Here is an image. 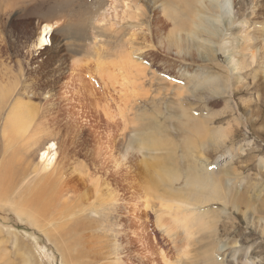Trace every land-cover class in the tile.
Returning <instances> with one entry per match:
<instances>
[{
  "label": "rangeland",
  "instance_id": "1",
  "mask_svg": "<svg viewBox=\"0 0 264 264\" xmlns=\"http://www.w3.org/2000/svg\"><path fill=\"white\" fill-rule=\"evenodd\" d=\"M230 1L231 18L236 21L228 34L248 24L239 13L250 18L264 12V0ZM162 2L0 0V87L12 93L0 104L4 116L0 129L7 104L9 108L22 100L28 108L24 128L16 134L19 140L10 148L8 180L20 177V189L26 187L32 194L33 188L55 192V200L39 208L37 225L0 200V264H166L163 256L168 264H206L209 257L216 264H264V130L256 124L259 117L251 113L258 95L233 93L238 82L250 86L254 78L232 73L233 86L226 94L231 118L237 120L232 122L237 133L231 134L226 149L235 148L238 156L230 157L229 164L224 162L230 155L224 153L203 158L210 173L237 170L236 189L254 202L237 209L222 202L184 207L211 229L208 236H188L175 223L174 214L164 213L157 197L161 190L150 188L151 181L148 185L141 161L144 157L154 161L156 156L163 168L171 169L165 153L139 154L125 147L126 136L136 129L153 133L159 141L172 138L160 126L165 117L161 119L158 111L172 112L169 103L161 109L160 99L186 87V75L223 74L212 66H225V60L235 56L219 54L215 63L202 62L195 55L175 56L177 49L163 41L170 25L160 11ZM260 22L248 25L262 29ZM45 24L54 26V31L48 36L50 43L39 49L37 39ZM240 36L226 37L221 43H240L244 39ZM262 70L256 81H264ZM140 75L146 76L139 80ZM141 83L142 91L135 87ZM229 120L219 126L227 127ZM168 127L177 137L173 124ZM51 142L58 152L55 166L42 172L41 146ZM5 188L0 187L3 192ZM146 190L157 195H146ZM19 192L16 189L12 197ZM223 223L229 226L226 232ZM2 247L7 253L1 252Z\"/></svg>",
  "mask_w": 264,
  "mask_h": 264
},
{
  "label": "bare ground",
  "instance_id": "2",
  "mask_svg": "<svg viewBox=\"0 0 264 264\" xmlns=\"http://www.w3.org/2000/svg\"><path fill=\"white\" fill-rule=\"evenodd\" d=\"M162 1L163 0H161V2ZM232 5L233 3L230 0H165L161 3L162 10L160 11L165 22H168L170 25L169 33L163 38V41L165 40L168 47L173 46L177 49L175 56L178 57L182 55L180 58L185 59V57L195 55L196 59L209 63H215V60L219 58V54L223 56L229 54L227 57L233 56V54H235V56L233 58H227L225 60V66H212L216 68V70L218 69L219 72L222 69L225 76H223L224 73H216L213 71L202 74L198 72L193 75H186L183 78V85L186 87H177L178 90L175 89L176 91L172 93L174 96L165 94L164 96L166 98L160 99L161 109L164 108L166 103H169L168 109L172 111L171 113L169 112V115L160 110L157 113L161 119L165 117L164 122H162L160 126H164L168 137L172 138L159 141L153 133L151 135H146L137 129L133 135L129 137L126 136L125 147L127 152L132 151L139 154L146 150L154 154H156V152H163L170 163L173 164L171 169H165L162 166L163 161L161 160V162H158L159 160L156 156H154V161L151 158L144 157L141 163L148 175V185L151 181L150 188L153 186L156 190H161L160 195L153 194L155 191L152 189L151 190L154 192L146 190V195H150L151 192L153 195H157L161 202V206L165 209L164 213L168 214L170 217L174 214L175 223L181 225L188 236H196L201 233L204 234L201 236H208L207 233L210 234L211 229L208 228L207 230V227L201 220L195 216H190V214H192L190 212L191 210H186L184 207H196L198 205H205L213 202H222L237 209L239 204L248 207L251 202H254L251 201L250 195L239 192L236 189L234 177L236 178L237 170H233L234 172H232L231 170L226 171L225 168H222L217 172L210 173L203 165V158H209L208 156L218 155L219 153L226 154L224 155L225 157L230 155V160L224 162V164L230 163L232 159L230 157H233L234 160L235 157L238 156V153L234 150L235 148L233 150L231 147L226 149V145L228 144L227 141L231 134L237 133V130H234L232 126V122L237 120L231 118L233 110L226 102V94L232 85L230 77L232 73H242L246 80L254 78V84L251 83L252 85L250 86H247V82H238L234 85L236 91L233 90V93L235 95H237L236 93H243L244 96L252 91L257 93L258 100L254 103L256 106L253 105L254 110L251 113L259 117L256 124L262 125L261 127L264 130V81H256L255 79L261 69L263 70L260 75H264V18H262L263 16L261 17L264 12L261 13V11H258L256 15H252L250 18L249 16H245V14L242 15L239 13V17L241 16L242 21H248V24L249 21H254L255 23L262 21L260 22L263 24L262 29L255 27L252 30V28L249 27L250 25L246 23V25H241L240 30L234 27L230 30L231 33L228 34V27H231L236 21L235 18L234 20L231 18ZM53 31L54 26L52 25L45 24L42 27L36 45L39 49H43L50 43L48 36ZM240 34H242L240 38H244L240 43L239 41H236L234 44L224 45V43H221V40L226 37ZM255 66L257 69H255L252 74L251 70H253ZM145 76L146 75H140L136 78L141 80L140 77ZM258 77L260 78V76ZM142 85L143 83L138 86L135 84V87H138L137 89L142 91L143 88H139V86ZM165 86H169L171 89L176 87L172 84H167ZM3 88V86L0 87V104L4 101V97L7 94L8 96L12 94L9 91H1ZM136 93L138 92H134L135 95ZM140 94H142V92H140ZM143 97H146V94L143 95ZM147 99H149V97ZM21 101H15L9 108L8 104L6 105L5 108H7L8 111L7 114H5L3 127L0 129V187L4 188L6 185L4 192L0 189V200L5 201L16 213L22 214L29 219L31 218L34 223L33 225H37L40 223V219L37 218L39 208L52 200L54 201L55 192L48 188H41L38 190L33 188L34 194H32L26 187L20 189V177L8 180L9 173L12 171L10 162L13 152H10V148H12L13 142L17 143L19 140V138H16V134L23 130L25 121L27 120L24 114L28 111V108ZM6 102H9V99H7ZM224 102H226V104ZM222 104L223 108L216 110L220 108ZM2 107H0V109ZM203 111H207L206 114L202 113ZM212 111L214 112L212 113ZM199 112H201L200 116L203 117L198 116ZM1 117L4 116L0 110V120ZM175 120H177V122ZM226 120H229L227 127L219 126L222 124L224 125ZM133 121L132 124H135L134 119ZM168 123L173 124V130L177 137L174 138L170 134ZM128 125L129 124L126 123V127H128ZM135 125L137 126V124ZM215 126H217V128H215ZM158 131L161 132L159 129ZM25 147L29 150L28 143L25 144ZM22 149L26 151L25 148ZM24 154H26V152ZM57 155L58 152L55 143L51 142L41 146L38 159L39 165L41 164V166H43L42 172H48L55 166ZM180 170H182L181 173H179ZM199 172L200 175H198ZM18 188L20 192L14 195V197L16 196L15 198L12 197L13 192ZM260 199L263 200V198ZM160 220L162 221L163 219ZM228 227L229 226L223 223L222 228L224 232L228 230ZM5 243L4 241V246ZM3 250L4 248L1 249V252H3ZM4 253L7 252L4 250ZM5 256L7 255L5 254ZM209 258L206 264H216ZM163 260L168 264L164 256Z\"/></svg>",
  "mask_w": 264,
  "mask_h": 264
}]
</instances>
